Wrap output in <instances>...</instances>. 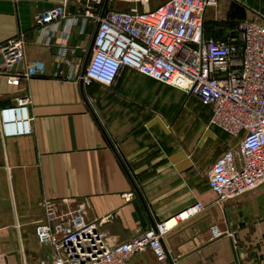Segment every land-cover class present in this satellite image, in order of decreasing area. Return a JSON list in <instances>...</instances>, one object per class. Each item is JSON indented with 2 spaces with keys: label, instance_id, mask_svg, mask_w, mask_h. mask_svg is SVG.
<instances>
[{
  "label": "crops",
  "instance_id": "1",
  "mask_svg": "<svg viewBox=\"0 0 264 264\" xmlns=\"http://www.w3.org/2000/svg\"><path fill=\"white\" fill-rule=\"evenodd\" d=\"M167 1L82 0L67 6L76 24L69 17L43 30L35 17L62 0H0V45L21 34L26 42V63L0 68V264H50L36 226L47 202L66 200L85 206L110 245L199 202L204 212L163 239L167 264H264V186L225 204L209 188L208 173L236 142L210 124L211 108L130 68L111 88L79 79L98 29L85 23L87 9L145 11ZM225 1L206 11L207 37L225 39L237 22L264 25V6ZM21 103L32 133L6 135L1 111ZM128 264L161 263L147 250Z\"/></svg>",
  "mask_w": 264,
  "mask_h": 264
},
{
  "label": "built area",
  "instance_id": "2",
  "mask_svg": "<svg viewBox=\"0 0 264 264\" xmlns=\"http://www.w3.org/2000/svg\"><path fill=\"white\" fill-rule=\"evenodd\" d=\"M71 3L82 0H62L61 5L38 14L36 25L44 30L69 17L76 24L78 19L67 10ZM214 4L215 0H169L155 10L87 9L85 23L92 19L98 29L79 79L86 86L111 88L122 70L130 68L195 96L211 108L210 124L237 142L207 176L217 202L225 204L264 186V25L237 22L226 28L225 39L209 38L205 17ZM25 63L22 34L0 45L2 70L11 72ZM61 78L72 80L70 76ZM1 120L6 135L32 133L23 103L2 110ZM132 198L130 194L125 199ZM45 208L46 219L36 226V237L42 247L51 249L50 264H128L147 250L159 263L167 264L163 239L180 220L205 210L198 202L162 225L110 245L100 222L87 220L84 205L49 201ZM212 234L214 238L222 235L216 228Z\"/></svg>",
  "mask_w": 264,
  "mask_h": 264
},
{
  "label": "rangeland",
  "instance_id": "3",
  "mask_svg": "<svg viewBox=\"0 0 264 264\" xmlns=\"http://www.w3.org/2000/svg\"><path fill=\"white\" fill-rule=\"evenodd\" d=\"M225 2H226V3H229V4L232 3V1H230V0H226ZM244 2L247 3V4H249V6H252V7H255L256 5H260V6H262V7L264 6V0H244ZM254 3H255L256 5H255ZM235 6H236V5H235ZM235 6L232 5V7L234 8V10H237ZM248 9H250V8L248 7ZM250 11H253L252 8L250 9ZM248 12H249V11H248ZM253 12H254V11H253ZM254 13H255V12H254ZM248 14H249V16H251L252 12H249ZM214 28H215L214 25H212V26H211V25H208V29H211V30H212V29H214ZM236 145H237V142H233V143L230 145V147H232V146H236Z\"/></svg>",
  "mask_w": 264,
  "mask_h": 264
},
{
  "label": "bare ground",
  "instance_id": "4",
  "mask_svg": "<svg viewBox=\"0 0 264 264\" xmlns=\"http://www.w3.org/2000/svg\"><path fill=\"white\" fill-rule=\"evenodd\" d=\"M174 222H175V221H172V222H171L169 225H170V226H171V225H173V224H174Z\"/></svg>",
  "mask_w": 264,
  "mask_h": 264
},
{
  "label": "water",
  "instance_id": "5",
  "mask_svg": "<svg viewBox=\"0 0 264 264\" xmlns=\"http://www.w3.org/2000/svg\"><path fill=\"white\" fill-rule=\"evenodd\" d=\"M92 48V47H91ZM91 51V50H90ZM18 66H21V64L20 65H18ZM18 66H16L13 70H15Z\"/></svg>",
  "mask_w": 264,
  "mask_h": 264
}]
</instances>
